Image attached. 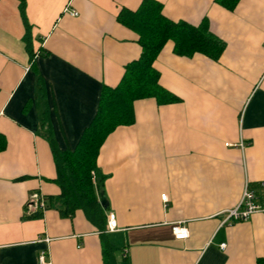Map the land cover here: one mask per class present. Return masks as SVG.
<instances>
[{
  "label": "crops",
  "instance_id": "crops-1",
  "mask_svg": "<svg viewBox=\"0 0 264 264\" xmlns=\"http://www.w3.org/2000/svg\"><path fill=\"white\" fill-rule=\"evenodd\" d=\"M154 1L170 21L205 20L224 48L213 61L176 56L168 42L156 56L157 83L175 101H134L132 122L100 145L103 236L116 264L264 263V213L224 221L244 185L258 195L264 180V0L231 9L215 0ZM22 2L31 56L20 0H0V264H36L41 251L49 264H102L100 232L82 211L64 217L55 208L51 146L73 150L102 88H114L138 58L136 37L116 16L141 0ZM31 192L45 203L38 218L24 212ZM176 226L187 239L173 238Z\"/></svg>",
  "mask_w": 264,
  "mask_h": 264
},
{
  "label": "trees",
  "instance_id": "trees-1",
  "mask_svg": "<svg viewBox=\"0 0 264 264\" xmlns=\"http://www.w3.org/2000/svg\"><path fill=\"white\" fill-rule=\"evenodd\" d=\"M237 0H215V3L231 9ZM19 14L24 26L23 42L32 55L29 42V26L23 15V2L19 3ZM118 24L136 37L140 53L136 60L123 67L122 76L114 88L103 87L96 112L82 132L73 150L58 151L51 146L55 169V180L59 194L54 204L59 215L68 217L75 210L83 212L88 222L100 232V254L102 264H116L114 248L103 236L104 215L97 202L101 193L102 178L98 175L95 158L105 137L119 125H129L133 120L132 103L151 98L157 104H170L175 99L158 83V74L152 64L166 43L172 46L176 56L189 58L201 54L217 60L224 45L213 36L205 20L197 26L185 22H173L161 13V5L154 0H141L133 10L120 9L116 16ZM4 140L0 137V151ZM93 173V178L90 173ZM40 212L27 218H38ZM256 264H264L257 260Z\"/></svg>",
  "mask_w": 264,
  "mask_h": 264
},
{
  "label": "built area",
  "instance_id": "built-area-1",
  "mask_svg": "<svg viewBox=\"0 0 264 264\" xmlns=\"http://www.w3.org/2000/svg\"><path fill=\"white\" fill-rule=\"evenodd\" d=\"M70 16H77L75 12H70ZM227 146V144H226ZM93 178V173H90ZM257 195L248 185H244L240 199L236 206L224 212V221L229 223L242 222L247 220L254 213H264V180L258 183ZM160 200L165 201V195H160ZM45 209V203L40 194L31 192L28 194L24 203V212L26 215L40 212ZM116 230L115 220L112 214H108L106 218V232H113ZM175 240H185L188 237V232L183 226H176L171 231ZM47 241V240H45ZM220 249L224 248V244L219 245ZM124 252L122 257H124ZM36 264H49L46 260L45 252H39Z\"/></svg>",
  "mask_w": 264,
  "mask_h": 264
},
{
  "label": "water",
  "instance_id": "water-1",
  "mask_svg": "<svg viewBox=\"0 0 264 264\" xmlns=\"http://www.w3.org/2000/svg\"><path fill=\"white\" fill-rule=\"evenodd\" d=\"M99 202H100V204H101V206H102L103 208L106 207V203H105V201H104V198H103V196H102V193H99Z\"/></svg>",
  "mask_w": 264,
  "mask_h": 264
},
{
  "label": "rangeland",
  "instance_id": "rangeland-1",
  "mask_svg": "<svg viewBox=\"0 0 264 264\" xmlns=\"http://www.w3.org/2000/svg\"><path fill=\"white\" fill-rule=\"evenodd\" d=\"M35 37V36H34ZM36 39H37V37H35ZM37 44L39 45L40 44V42L39 41H37Z\"/></svg>",
  "mask_w": 264,
  "mask_h": 264
}]
</instances>
